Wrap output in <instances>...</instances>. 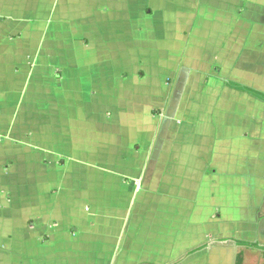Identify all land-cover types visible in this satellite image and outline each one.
<instances>
[{
	"label": "crops",
	"instance_id": "0c3cea01",
	"mask_svg": "<svg viewBox=\"0 0 264 264\" xmlns=\"http://www.w3.org/2000/svg\"><path fill=\"white\" fill-rule=\"evenodd\" d=\"M26 1L0 0V60L40 19ZM39 1L49 25L69 6ZM81 5L96 66L45 69L70 131L0 141V264H264V102L228 85L264 93V0ZM85 75L110 84L106 101H74Z\"/></svg>",
	"mask_w": 264,
	"mask_h": 264
},
{
	"label": "rangeland",
	"instance_id": "374dc122",
	"mask_svg": "<svg viewBox=\"0 0 264 264\" xmlns=\"http://www.w3.org/2000/svg\"><path fill=\"white\" fill-rule=\"evenodd\" d=\"M26 4L29 5L26 18H35L33 14L37 13V9H39L40 19L35 23V29L30 26L23 27L26 43H18L17 50L11 49L10 56L5 57L4 55L0 60V72H2L0 73V89L7 92L5 100L1 101L3 96H0V141L8 138L10 134L15 139L21 140L26 138L27 133L41 140L47 139L50 133H56L58 136L63 134L62 137H64L65 128L70 131L67 127V115L58 121L61 127H54V124L57 123L54 116L65 114V106L69 102V97L64 91L56 88L53 84L51 85L46 77L45 69H48L49 63L54 62L50 65L51 67L58 64L59 67L66 65L65 71H68L69 67L77 68L78 64L86 59L93 60V67H95V58L101 55V53H97V50L94 53L92 51L84 52L79 46L80 40L85 36L93 37L97 30L96 26L91 23V20H94L93 15L83 12L81 0H69L68 9L65 8L63 14H58L57 21L50 25L46 22L50 15L46 4L40 5V8L39 0H28ZM15 32H19V29H15ZM151 52L154 57H160L154 49ZM26 54H33L35 61L37 58L35 70L29 77L27 74H16L17 67L23 68ZM69 70L72 71L74 77L75 69ZM110 74L111 72L106 69L100 71L101 77H108ZM84 77L85 79L81 83L71 81L68 84L73 92L77 91L74 101L80 104L106 101L104 93L109 92L110 84L104 83L100 79H94L96 75L93 79L90 77L86 79V75ZM29 81L30 85L28 86ZM33 83H36L37 86L32 85ZM38 84L40 89L44 90H40V95H34V91L30 94V91L25 92L24 95L21 94L24 87L27 86L29 90L37 88ZM91 90L96 91V97L91 96ZM33 103L37 106L36 108ZM54 139H56L57 148L63 145L62 139ZM258 264L260 263L258 262Z\"/></svg>",
	"mask_w": 264,
	"mask_h": 264
},
{
	"label": "trees",
	"instance_id": "16d2710c",
	"mask_svg": "<svg viewBox=\"0 0 264 264\" xmlns=\"http://www.w3.org/2000/svg\"><path fill=\"white\" fill-rule=\"evenodd\" d=\"M228 85L230 87H233V88H236V89H239L253 97H255L256 99L264 102V93L260 92V91H257L255 89H252L250 87H244V86H240V85H235V84H231V83H228ZM249 247H253V245H250L248 244ZM200 250V249H199ZM236 264H243V258L241 256H238L237 259H236Z\"/></svg>",
	"mask_w": 264,
	"mask_h": 264
}]
</instances>
